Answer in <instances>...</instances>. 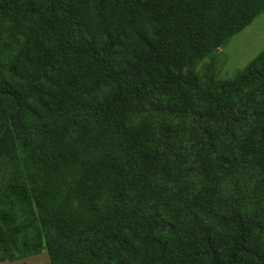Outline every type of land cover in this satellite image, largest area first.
I'll return each instance as SVG.
<instances>
[{"label":"trees","instance_id":"1","mask_svg":"<svg viewBox=\"0 0 264 264\" xmlns=\"http://www.w3.org/2000/svg\"><path fill=\"white\" fill-rule=\"evenodd\" d=\"M263 14L0 0V263L264 264V50L232 81L185 62Z\"/></svg>","mask_w":264,"mask_h":264},{"label":"rangeland","instance_id":"2","mask_svg":"<svg viewBox=\"0 0 264 264\" xmlns=\"http://www.w3.org/2000/svg\"><path fill=\"white\" fill-rule=\"evenodd\" d=\"M264 50V14L261 15L244 32L230 39L222 48L210 57L199 60L192 55L185 57L186 66L195 67L202 83L235 80L238 73L244 70ZM94 217L93 220H97ZM125 234L133 240L134 232L127 229ZM8 264V263H0ZM13 264H50L48 253L43 251L39 256L25 262ZM85 264H97L87 261Z\"/></svg>","mask_w":264,"mask_h":264}]
</instances>
